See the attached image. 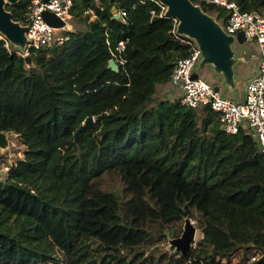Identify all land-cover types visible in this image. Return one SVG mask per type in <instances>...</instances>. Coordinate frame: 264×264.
Wrapping results in <instances>:
<instances>
[{
  "label": "trees",
  "instance_id": "trees-1",
  "mask_svg": "<svg viewBox=\"0 0 264 264\" xmlns=\"http://www.w3.org/2000/svg\"><path fill=\"white\" fill-rule=\"evenodd\" d=\"M191 1L226 23L229 9ZM227 1L264 13V0ZM29 6L5 9L25 24ZM151 11L152 0H75L80 26L29 61L0 38V148L8 131L26 147L0 181V264H232L239 255L237 264H264L258 143L224 132L208 105L158 97L186 45L170 17ZM172 181L205 190L202 237L186 255L163 248L188 216L185 203L164 211Z\"/></svg>",
  "mask_w": 264,
  "mask_h": 264
},
{
  "label": "built area",
  "instance_id": "built-area-1",
  "mask_svg": "<svg viewBox=\"0 0 264 264\" xmlns=\"http://www.w3.org/2000/svg\"><path fill=\"white\" fill-rule=\"evenodd\" d=\"M75 0H30L27 19L24 25L27 26L26 44L22 56H27L31 51L51 47L55 42L61 43L62 37H54L56 28L44 21L42 12L48 10L63 20L71 18L70 8ZM154 1L158 7V14L151 11L154 16L169 17L166 15V6L158 0ZM206 3H213L229 9V15L225 24H221L224 32L235 36L238 31H243L245 41L252 43V47L258 55L256 64L248 76L243 99L235 102L231 98L222 96L213 86L204 81L201 77L191 78L196 62L200 58V49L194 39L180 36L176 33L177 18L172 19V33L179 37L186 45V54L176 59L173 65L170 79L166 85L170 99H180L187 107H199L208 105L216 117L219 127L228 134H236L243 130L252 136L258 143V150L264 157V13L257 10L241 11L233 1L227 0H201ZM118 18L125 16L122 9L113 10ZM63 29V28H60ZM4 45L8 48L9 42ZM123 42L118 43V51L123 49ZM113 55V54H112ZM114 56V55H113ZM115 60L114 58H111ZM122 64L123 60H119ZM10 169V168H9ZM258 260L252 256L245 264H253Z\"/></svg>",
  "mask_w": 264,
  "mask_h": 264
},
{
  "label": "water",
  "instance_id": "water-1",
  "mask_svg": "<svg viewBox=\"0 0 264 264\" xmlns=\"http://www.w3.org/2000/svg\"><path fill=\"white\" fill-rule=\"evenodd\" d=\"M19 0H0V34L11 45L17 47L20 53L23 52L26 44L27 26L12 19L11 12L5 9V4H14ZM46 1V0H42ZM166 6V15L175 17L178 20L176 33L180 36L190 37L195 40L200 49V60L202 64H210L214 68L217 80L213 86L214 91H218V83L233 87L234 65L236 64L235 50L231 47L233 42L243 43L245 36L243 31H238L235 36L226 34L219 21L201 10L200 6L191 0H158ZM45 22L56 29L65 28L66 24L53 12L45 10L42 12ZM118 18V14H114ZM29 61L28 55L25 56ZM107 66L114 71L118 70V64L113 59H109ZM194 71L191 78H197ZM94 119L92 116L86 118L76 129L74 140L82 130L91 128ZM183 229L179 236L168 237L167 242L173 251L182 255L188 254L195 239L196 228L188 217L184 218Z\"/></svg>",
  "mask_w": 264,
  "mask_h": 264
},
{
  "label": "rangeland",
  "instance_id": "rangeland-1",
  "mask_svg": "<svg viewBox=\"0 0 264 264\" xmlns=\"http://www.w3.org/2000/svg\"><path fill=\"white\" fill-rule=\"evenodd\" d=\"M90 15L92 16L91 12L82 13L81 16L84 15ZM80 26L79 23L74 21L73 19H69L67 21V26L63 29H56L54 32V37H62L64 35L65 29H74L75 27ZM0 37H3L2 34H0ZM252 43L243 42L238 43L233 42L231 47L235 50V59L236 64L234 65V75H233V81L232 85L233 87H228L226 85H223L221 83H218V92L222 95L233 97V95H237L238 90L241 89L242 85L246 83V80L248 76L250 75L251 70L255 66L256 58H258L257 51L255 52L254 48L251 46ZM17 52L19 53L20 50L17 47H14ZM194 71L198 74L199 77H201L204 81L210 83L211 85H216L217 80L220 82L221 78L217 77V74L210 64H202L201 60L199 59L194 67ZM237 82V84H236ZM160 88V87H159ZM159 96L158 97H167L169 98V92L167 91V87H161L158 91ZM7 137V145L3 148H0V181H4V179L7 176V172L9 168L13 165H15L18 161L22 160L25 153V145L22 143V139L20 135L15 134L13 132H6ZM173 184L172 188H169L170 191L168 192L166 188V191L164 192V196L161 198L162 201L165 204L164 211L171 210L172 208H181L180 204H186L187 210L186 214L190 219V221L193 223V225L196 228V234L195 239L193 240L192 247L196 245V241L202 237V233L200 232L198 228L197 219L199 216V211H202L205 208V190L202 188L199 189H191L188 190L185 186H183L178 181H172ZM183 191V193H182ZM181 192V194H180ZM176 209V210H177ZM192 215V216H191ZM184 222V218L182 220ZM182 223V229H183ZM179 236V235H178ZM171 237L167 233V238ZM164 249L168 250L170 248L167 240L166 244L163 247ZM172 248V247H171ZM240 254V253H239ZM240 257V255H239ZM239 257L232 256L231 263L237 264Z\"/></svg>",
  "mask_w": 264,
  "mask_h": 264
},
{
  "label": "crops",
  "instance_id": "crops-1",
  "mask_svg": "<svg viewBox=\"0 0 264 264\" xmlns=\"http://www.w3.org/2000/svg\"><path fill=\"white\" fill-rule=\"evenodd\" d=\"M256 64V63H255ZM236 84H237V82H236ZM244 88H245V84H244V86L242 85V87H241V89L240 90H238V92H237V95H233V97H230V96H226V95H222V96H226V97H229V98H231L233 101H235V102H240L242 99H243V95H244Z\"/></svg>",
  "mask_w": 264,
  "mask_h": 264
}]
</instances>
